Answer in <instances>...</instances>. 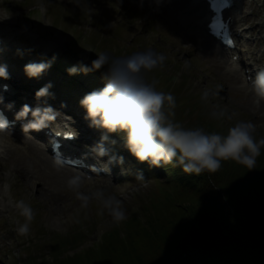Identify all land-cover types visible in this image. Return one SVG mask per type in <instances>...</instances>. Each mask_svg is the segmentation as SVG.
Returning a JSON list of instances; mask_svg holds the SVG:
<instances>
[{
	"label": "rangeland",
	"instance_id": "obj_1",
	"mask_svg": "<svg viewBox=\"0 0 264 264\" xmlns=\"http://www.w3.org/2000/svg\"><path fill=\"white\" fill-rule=\"evenodd\" d=\"M27 1L30 3V0H0V66H6L8 75L12 74L13 78H19V72L21 79L26 78L25 70L19 69L29 62L37 63L44 56L52 60L59 56L64 60L72 57L75 63L70 65L77 66V61L91 66L97 59V53L107 52L121 58L153 49L164 54L166 60L163 67L147 73V79L156 82L158 91L171 92L175 96L176 122L186 128L189 122L202 117L203 121L216 126L215 131L227 134L228 128L236 122L252 121L256 125V139L264 138V99L257 104L255 93L246 89L237 68L227 63L219 48L215 51L208 47L209 42L204 41L205 17L200 18L198 31L184 26L179 11L174 7V2L179 0H84L88 8L78 6L75 0H32L36 3L30 7L26 5ZM21 2L23 4L19 5ZM260 2L263 1L255 2L254 22L260 17L264 22V4ZM62 14L60 22L52 24L54 17ZM261 39L264 40V34ZM263 48L264 42L259 47L260 52ZM106 73L107 70L102 68L73 74L74 82H83L69 84V94L73 93L69 96V105L73 104L75 97L83 99L78 94L81 91V95H86L102 89L106 84ZM59 78L61 76H55V80L59 81ZM217 85L222 89L217 95H211ZM206 89L210 95L205 99L203 92ZM57 92L67 96L63 90ZM215 106L227 108L232 120L213 118L211 113L217 110ZM83 109L79 102L76 114L78 111V115L85 114L86 118L87 112ZM86 120L95 131L91 121ZM98 129L101 137H108L104 141L108 150L105 156L113 166L114 174L110 179H83L80 191L91 195L103 190L120 199L127 219L119 223L113 221L106 209L102 211L100 201L95 198L87 207L82 206L76 193L68 188L65 169H58L54 164L33 165V160H29L30 164L21 163L12 155L17 148L39 160L44 155L42 144L27 135L26 140L15 138L16 133L0 134L5 146L4 155L0 158V195L3 198L0 208V264H15V261L19 264L30 261L28 264H32L40 262V258L45 262L84 254L99 246L104 235L106 240L114 226L124 228L123 224L135 216L140 221L149 216V213L143 214V204L154 196L152 192L157 189L153 177L165 180L163 166L155 167L138 161L126 147L124 132L109 133L103 128ZM111 156L123 157V163L110 162ZM138 174H142L144 180L138 179ZM20 200L30 205L34 212L26 235L18 232L20 225L25 223V218L16 208ZM179 200L180 204L174 205L177 209L192 206L185 199ZM44 242H49L48 248L52 249L43 248ZM32 245H40L36 250L41 255L25 257L24 251L33 248ZM24 258L27 260L22 262Z\"/></svg>",
	"mask_w": 264,
	"mask_h": 264
},
{
	"label": "clouds",
	"instance_id": "obj_2",
	"mask_svg": "<svg viewBox=\"0 0 264 264\" xmlns=\"http://www.w3.org/2000/svg\"><path fill=\"white\" fill-rule=\"evenodd\" d=\"M81 7H87L84 0H75ZM88 8V7H87ZM166 57L153 49L135 52L129 56L115 58L107 52L97 53V59L91 66L81 64L79 68L69 69L70 74L78 71L88 73L108 66L104 75L106 84L102 89L86 94L80 101L86 109L87 119L91 126L103 128L109 133L124 132L126 134V147L140 162H147L150 166L161 167L172 164L182 168L186 174L200 176L219 172L223 162L233 161L252 170L255 168L260 150L264 147V138L256 139V125L252 121H238L229 127L227 134L206 132L202 127L185 128L176 122V98L171 92L158 91L156 82L147 79V73L158 67H163ZM50 63H28L25 72L29 77L38 78L48 68ZM0 77L8 78L6 66H0ZM48 84L36 93V96L49 95ZM251 89L257 97V104L264 99V69L256 72L251 81ZM221 85L216 86L217 95ZM210 95L209 90H204L203 98ZM212 111L211 116L217 120H232L227 108ZM31 113L32 120L23 126V130L40 131L56 119L57 113L49 107L30 108L24 105L17 113V119L27 118ZM8 120L0 114V132H6ZM107 136L101 137L93 151L98 156L108 155L104 147ZM58 169L63 167L61 158H54ZM110 162L123 163V157H110ZM99 173L100 170L93 169ZM84 174L72 176L68 179V188L74 191L82 206L87 207L90 200L95 198L100 201L103 209L119 223L127 219L126 210L122 201L113 194L98 190L91 195L80 191ZM137 178L144 180L142 174ZM19 214L25 218V223L20 225L18 232L26 235L30 231V223L34 212L30 205L20 200L16 203Z\"/></svg>",
	"mask_w": 264,
	"mask_h": 264
},
{
	"label": "trees",
	"instance_id": "obj_3",
	"mask_svg": "<svg viewBox=\"0 0 264 264\" xmlns=\"http://www.w3.org/2000/svg\"><path fill=\"white\" fill-rule=\"evenodd\" d=\"M200 118L189 122L187 128L217 132L212 122ZM260 153L252 170L226 161L219 172L196 176L172 164L164 165L167 179L154 177L157 189L152 192L155 197L143 204V214L149 213L143 221L135 216L123 224L124 228L114 226L106 240L104 235L99 246L84 254L31 262L264 264V147ZM179 199L192 206L177 209L174 205ZM48 243L42 247L52 249ZM39 247L34 252L41 255L36 250Z\"/></svg>",
	"mask_w": 264,
	"mask_h": 264
},
{
	"label": "bare ground",
	"instance_id": "obj_4",
	"mask_svg": "<svg viewBox=\"0 0 264 264\" xmlns=\"http://www.w3.org/2000/svg\"><path fill=\"white\" fill-rule=\"evenodd\" d=\"M186 3V4H185ZM174 7L176 10L179 11L180 16L182 18V23L184 24V26L186 25L187 27H192L194 30H197L200 28V18L203 16L204 14V8L202 7V5L200 3H194V2H190L189 4H187L186 0H179L174 2ZM238 16H236L237 18ZM241 26H238L236 28V32L239 35L241 40H245V36L243 35V32L240 28ZM204 41L206 43L209 42L208 47H211L212 49L216 50V46L214 44H211L209 41V38L205 36ZM233 55H240V63H243L244 61V67L247 68L248 64H249V60L247 58H245V54H244V50L243 48H239L238 52L233 53ZM17 138L22 139L23 137L17 136ZM27 140V138H26ZM35 146V144H34ZM32 146V147H34ZM31 147V148H32ZM4 148L5 146H3L2 144H0V155L3 157L4 155ZM10 153V152H8ZM8 153H6L8 155ZM5 154V155H6ZM23 154V155H21ZM13 157L16 160H19L21 163H31L29 162V160H33L32 164L36 165L37 164H46L48 166H52V162L47 158V156L45 155H41V157H39V160H35V158L33 156L24 154L22 152H20L19 149L15 148V151L12 152ZM1 158V157H0ZM66 174V183L68 182V179L71 178L72 176H76L74 173L72 172H65ZM56 198L57 197L56 194H54ZM64 202V201H62Z\"/></svg>",
	"mask_w": 264,
	"mask_h": 264
}]
</instances>
